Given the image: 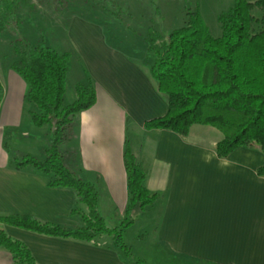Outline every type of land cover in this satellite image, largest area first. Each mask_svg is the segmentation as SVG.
I'll list each match as a JSON object with an SVG mask.
<instances>
[{
    "label": "crops",
    "instance_id": "0c3cea01",
    "mask_svg": "<svg viewBox=\"0 0 264 264\" xmlns=\"http://www.w3.org/2000/svg\"><path fill=\"white\" fill-rule=\"evenodd\" d=\"M67 37L85 78L96 84L97 101L75 126L67 166L99 194L100 207L126 214L129 203L124 149L129 135L144 137L137 161L149 171L147 186L167 193L160 211L158 242L175 264H264V159L258 150L240 148L219 159L213 141L194 127L186 138L145 124L167 114L168 106L150 72L107 42L103 27L84 16H71ZM0 216L30 215L43 223L71 229L78 200L74 191L52 188L35 169H16L10 143L29 137L27 86L8 64L0 67ZM32 122V121H31ZM33 123V122H32ZM195 139V138H194ZM101 214V213H100ZM103 217V216H102ZM25 244L37 264H129L111 244L93 245L47 237L0 224ZM0 264L13 256L0 249Z\"/></svg>",
    "mask_w": 264,
    "mask_h": 264
},
{
    "label": "trees",
    "instance_id": "16d2710c",
    "mask_svg": "<svg viewBox=\"0 0 264 264\" xmlns=\"http://www.w3.org/2000/svg\"><path fill=\"white\" fill-rule=\"evenodd\" d=\"M94 0H54L61 9L93 6ZM22 0H0V36L20 26ZM221 37H214L199 10L187 13L185 25L168 37L151 28L148 52L153 55L150 75L167 102V114L145 124L147 129L167 130L186 138L194 125L211 127L222 134L215 146L219 159L229 158L240 148L258 150L264 159V0H234V5L217 18ZM10 69L27 86L26 102L31 121L51 128L46 160L27 157L15 162L16 169L32 167L49 175V186L74 191L86 212L75 209L83 227L68 229L43 223L30 215L0 216V223L47 237L78 240L97 245L96 238L111 232L99 212V194L66 164L61 146L73 142L75 126L82 112L97 101L95 81L88 76L78 86L77 100L65 104L66 76L72 52L59 54L49 47L16 40ZM7 59L4 58V61ZM0 83V105L3 98ZM129 203L126 214L135 209L166 203L168 194L152 192L147 186L149 171L134 156L127 138L124 149ZM264 178V162L257 170ZM132 222V221H131ZM112 247L129 248L117 231ZM0 249L13 256V264H37L25 244L0 229Z\"/></svg>",
    "mask_w": 264,
    "mask_h": 264
},
{
    "label": "rangeland",
    "instance_id": "374dc122",
    "mask_svg": "<svg viewBox=\"0 0 264 264\" xmlns=\"http://www.w3.org/2000/svg\"><path fill=\"white\" fill-rule=\"evenodd\" d=\"M93 6H83L80 2L66 9L58 8L54 0H22L18 13L20 26H13L0 36V67L14 59L12 48L16 40L26 38L33 44L51 48L59 54L72 52L73 58L68 63L66 76L65 104L77 100V89L86 80L84 68L75 56L67 37L68 20L71 16L80 15L97 21L104 29L107 42L129 55L141 67L150 72L153 55L148 52L147 35L154 28L164 36L185 25L187 13L199 10L211 34L218 38L222 30L218 16L226 13L234 5V0H94ZM4 58L7 60L4 61ZM25 127L29 137L17 135L10 143L12 154L22 162L27 157L39 161L47 158L46 148L49 144L51 128L37 127L27 120ZM206 129V136H191L193 140L213 141L222 134L211 127L194 125ZM144 137L131 133V150L137 156L144 145ZM195 138V139H194ZM73 142L61 146V152L70 165ZM33 169L32 167H28ZM41 175L51 178L42 172ZM78 209L86 212V206L78 203ZM106 227L111 232H104L96 238L98 244H113L114 237L123 230L122 243L129 248H120L123 259L129 264H175L165 248L158 242L160 211L156 207L141 208L137 206L128 214L120 215L112 208L100 207ZM76 224L71 229L84 226L81 216L76 215ZM132 221V222H131ZM3 224V223H0Z\"/></svg>",
    "mask_w": 264,
    "mask_h": 264
}]
</instances>
